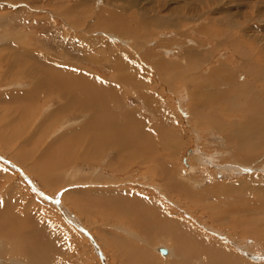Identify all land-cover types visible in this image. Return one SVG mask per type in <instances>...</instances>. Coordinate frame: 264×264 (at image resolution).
Returning <instances> with one entry per match:
<instances>
[{"label": "rangeland", "instance_id": "1", "mask_svg": "<svg viewBox=\"0 0 264 264\" xmlns=\"http://www.w3.org/2000/svg\"><path fill=\"white\" fill-rule=\"evenodd\" d=\"M228 18L230 19L229 23L232 22L235 25L230 23L227 28L232 29L233 35L237 36L238 42L245 45L242 50L237 46H233L232 49L237 53L242 51L240 54L244 53L243 55H262L263 58L258 59L260 63L255 60V63H258L257 65H261L264 62V28L261 27L264 25V0H0V105L9 104L11 103L9 102L10 99H14L13 116L7 113L5 114L6 117L2 112L0 113V128L5 130L10 127V131H12L10 133L7 128L8 132L5 134L0 129V157L4 159L3 161L8 159V162H13L14 164L18 161L17 165L20 167H14L15 169L12 170L5 162L0 160V180L2 179L0 181V199L5 198L10 193L13 200L15 199L14 205H12V202L11 205L14 207V211L16 210L15 213H4V215H2L0 210V220H6V218L12 216L15 217V214L18 215L17 222L14 221V245L27 247L28 249L36 250V252L49 247L51 242L46 244L40 238V234L48 232L46 229L47 225L44 222L54 221L53 224H57V220L61 216L65 220L66 227H68L66 228L68 230L65 232L66 237L64 240L66 247L64 246L63 250L55 251L52 245L50 247V251L53 249L49 256L51 257L50 260L53 263L56 260L62 264H100L99 254L96 251L98 246H95L92 237L95 238L98 235V238L103 240L107 235L106 239H112L114 234L111 231L115 233L116 231L113 229L118 230L119 224H124V221H118L116 223L117 226L115 222H111V218L108 217L110 214L113 220V217L118 213H125L126 215L129 211H137L141 214L146 213V218L149 219L151 217L150 219H152L147 198L158 201L163 208H166L169 215L172 214L173 217H177L181 221H189L191 216L187 214L193 213L198 222L200 221L201 224L205 223L204 226L214 225L218 228L209 219L208 211L206 213V211L201 210L202 208L199 209L197 206L191 205V203L186 204V196L183 197L181 189L176 191L174 186H178L180 182L184 185L183 187H186L185 189L191 190L193 188L191 191L194 190L199 194L209 186L226 184L225 195L230 198H239L240 189H245L248 195L252 193L250 196L257 197L253 191L247 192V188L250 187V181H246V178L252 176V171L230 175L220 174L222 176L217 175V177L212 178L210 174L214 172L211 167H207L198 169L195 174V177L201 181L200 183L194 184L187 177V173L189 178L191 177L188 172L190 170L189 166L193 167L195 163L201 164L203 162V160L202 162L195 160L193 157L196 155L193 154L194 151L206 156L217 155L215 164L217 163L218 168L224 166V163H234L235 159L244 157L247 153V147L241 145L238 148L233 147L234 151L230 149L226 144V140L222 138L217 130L213 129L211 124L217 125L221 121L228 123L227 126L231 123L232 125L242 123L244 118H246L248 108L246 110L240 106H232L222 100H219L220 103L215 101L212 105H208L209 107L202 108V102L205 97L207 98L206 92L208 90L207 87L201 89L204 87L202 86L203 81H205V84L212 80L215 81V79L210 80L209 76H212L211 73L218 71L221 65L227 66V70H223L225 75L222 73L213 74L214 77L221 79L217 84H221L224 88V81L229 78L232 79V77L235 81L239 76L240 67H243L241 61L234 60L228 48H217L218 44L213 43V41L218 40V38L207 39V36H210L208 30H211L210 28L215 21H220V19L225 21ZM215 29H218V26ZM102 33L106 36H103ZM188 51L194 52L193 58L199 56L197 68H199L200 73L197 75L190 74V69H192L194 62L193 59H189L188 64H185L187 62L186 59H188ZM135 62L139 63V68H135ZM167 62H172L171 65H174V68L167 70L163 67V64H168ZM158 65L162 66L159 67ZM148 66L158 70H153L150 74L145 70L146 67L149 68ZM142 70L146 72V76H142V73L144 74ZM253 71L256 72V70ZM251 76L250 73L245 72L239 80L241 83L247 84V86H252L251 89L259 93L260 99L264 100V79L259 80L260 75L257 77ZM34 84L36 88L35 94L29 91ZM56 84L64 92L66 103H68L67 107L73 106V103H77L83 97L95 98L102 91L107 90L108 86H112L111 89L115 88L113 90L114 94L120 96L117 106L118 111L124 113L129 111L136 112L138 116L133 122L138 124L139 127L142 125L143 129L148 132H144L142 137L133 141L132 144L127 145L123 142L119 144L120 148L117 146L118 149H115V147L109 148L107 153H102L99 149L96 151L93 139V142L89 140L82 143L76 132L68 133L67 138L57 143V146L59 145L61 153L63 152L62 154L71 155L72 159L69 165L64 166L63 171L60 172L62 175L60 176V181L55 187L50 189L46 188L39 178L40 175L47 171L46 168L48 167L43 164V161L40 162L39 155L44 152L45 145H48L47 140L44 138L47 139L51 130L52 133L57 131L53 127L57 124L54 122L58 118V113H56L55 109L58 101L56 100L55 102L51 99L49 105L53 106L50 108L44 107L41 102L44 100L42 86L44 85V88L50 87L52 93V90L57 86ZM193 86H195L196 91ZM15 89L20 94H16ZM192 91L196 92L195 96L190 94ZM210 91H213L214 94L221 98L225 95L221 90H208V92ZM21 93H24L25 96L22 97ZM150 94L156 95L152 98H147ZM51 97L56 98V95L51 94ZM229 97L236 98L234 93L229 94L227 99ZM27 101L31 104V111L34 112L37 122L41 123L42 119L43 122L45 121L46 127L43 126L44 129L32 119L26 121L29 123L32 120V124L25 126H23L22 120L19 119L20 122L14 120L18 116L24 117L28 115L27 105L25 104ZM44 102L46 103V101ZM196 105L201 106V110L197 114L202 111L203 118L207 117L206 119H208L210 116L209 123L206 121V126L208 125V127L198 125L199 118L190 114V108ZM256 109H259V107ZM66 111L64 109L62 111L63 116L59 115V117H64ZM45 113L55 115L44 116ZM117 113L113 117L115 124L119 125L117 118L122 115L119 112ZM66 116L70 117L69 114ZM66 119L67 117L63 118L61 122ZM82 120V116L75 119L78 124H81L79 121ZM60 124L62 125V123ZM109 127L116 126L111 124ZM228 129L230 131L233 130L231 127ZM45 131L46 133H44ZM145 136L147 138H155L152 139L153 142H149L146 145ZM142 140L143 142L140 143ZM138 145L141 149L137 151ZM65 146H67L66 150L64 149ZM40 147L42 148L40 149ZM238 150L241 152H238ZM86 152L92 153L89 154V156L92 155L91 157L87 156L88 160L84 159ZM148 153L156 155L151 156L152 160L150 162H143ZM220 155H222L221 159L218 158ZM132 156L135 157L133 158ZM153 160L154 162L163 161V167L160 166V163H157L158 166L154 163L152 164ZM188 161L191 162L189 163ZM261 163L263 164L264 161H259L255 164L264 167ZM39 165L42 171L39 170ZM106 165H110V167ZM151 166L155 167L157 171L151 169ZM165 166L167 168H164ZM24 168L29 173L25 172ZM31 168H33L32 171ZM169 168H173V170H169ZM165 169H168L169 172ZM250 169L254 170L253 168ZM156 172H159V174ZM70 175H76L75 180L70 178ZM23 176L30 179V182H33V186ZM111 178L114 179V182ZM180 179L183 181H180ZM78 182H81L83 186L86 185L84 189L82 186L78 188L70 184ZM90 182H95V184L97 182L100 186L101 184L104 186L114 183L110 188L114 189V192L117 189L119 191L117 190V194L107 196L106 194H101L103 192L99 189L98 193L95 192L90 197L87 194V191L93 190L88 187ZM237 182H240L237 185H242V188L239 186H236L238 188H233L235 187L233 184ZM165 183L168 186H165ZM119 186L122 187L119 188ZM32 187L36 189L34 190ZM41 189H44V192ZM60 190L68 196L67 202L71 200L69 201L70 203H65V206L67 205L66 207H68L71 214H74L75 219L83 226L82 228H86L85 231L93 242L85 237L76 226L73 228L74 225L65 219V215L67 216L68 214H62L58 208H54L55 206L46 204L37 193L40 191L43 195L47 194V197H53ZM124 191L128 196L123 193ZM136 198L140 201H137ZM36 202L40 203V205H37ZM78 202H83L82 204L86 205L82 206L85 210L81 211L78 209ZM112 202L114 208L111 206ZM31 203L35 205L32 206ZM172 203L179 207L178 210H174L175 206ZM29 204L36 208V212L32 216L30 215L34 221L31 222L32 227L30 229L22 230L20 226L25 227V225L24 222H21L22 218L20 216H23V212L27 213L25 206ZM161 218L162 214H159V217L155 219V223L158 224L161 221V224H164V220ZM25 224L27 225V223ZM72 228L75 229L76 234L71 231ZM132 229L141 240L144 239L147 242L145 237L140 236L143 233H141L142 230L137 228V225H134ZM242 229L238 228V232L232 231V233L240 235ZM11 231L9 229V233L8 231L2 232L0 229V239L4 240L5 237H9L8 234H11ZM138 231L139 234L137 233ZM55 235L61 236L59 229H57ZM74 235L79 236L76 238ZM130 236L133 237L132 239L128 236L130 242L137 244V238L133 234ZM81 237H83V241ZM239 238L242 239L243 237L239 236ZM252 241L256 243L257 239H250V242ZM246 242L244 243L245 245ZM155 243H151V246L147 248L148 255H155L160 261L155 252V248L158 246L157 243H159L158 240ZM163 245L169 244L165 243L164 240ZM263 245L261 247L260 244L257 247L254 246L252 248L253 252L259 253V255L264 253ZM5 249L8 248L5 247ZM61 251L62 253H60ZM101 252L103 253V250ZM110 253L107 250L106 256L113 262ZM41 258H45V256ZM101 260L104 263L103 258ZM113 260H115V264L118 263V259L114 258Z\"/></svg>", "mask_w": 264, "mask_h": 264}, {"label": "bare ground", "instance_id": "2", "mask_svg": "<svg viewBox=\"0 0 264 264\" xmlns=\"http://www.w3.org/2000/svg\"><path fill=\"white\" fill-rule=\"evenodd\" d=\"M229 20L230 19L228 18V19H225V21H224V19H220L221 22L215 21V23L210 28L211 30H208V33H210V36H207V39L213 40V39L218 38V40L213 41V43L218 44L217 48H220V47L221 48L222 47L228 48L230 53L232 54L234 60L235 61L239 60V62L241 61L243 67H240V71L238 72L239 76L237 75L238 78L235 79V81H234L233 77H232L233 80L229 78V79H227V81L226 80L224 81V79H223L224 88L222 87L221 84H217V82L221 81V79L218 77H214L213 74L222 73L225 75L223 70H227V66L224 67L223 65H221L218 71H213L211 73V75L213 77L209 76V78H211L210 80L215 79V81L214 80L209 81L207 84H205V81H203L202 86H204V87H202L201 89L207 87L208 90H218V91L221 90V92H223L225 95L223 96V98H221L218 95L214 94L213 91L208 92V90H207V92H206L207 98L205 97L203 99L204 101L202 102V108L203 107H209L215 101H218L220 103L219 100L225 101L226 103H229L232 106L243 107L246 110L248 108V113L246 114V118H244V122H242V123H236L233 125L231 123V124H229V126H227L228 123H226V122L223 123L221 121L217 125L211 124L213 129H215V131L217 130L218 133L222 136V138H224L226 140V144L230 147V149H233V147L238 148V146L241 145V146L247 147V153L245 154L244 157H240L238 159H235L237 162L235 161L234 163H224V166H220L218 168V166L216 165L217 163L215 164V162L217 160L216 159L217 155L214 154V156H206L205 154L194 151L193 154H196L195 156H193L195 158V160L198 162H202V160H203V162L201 164L195 163V165L193 167L189 166L190 170H188V172H189V175L191 177L189 178L188 173H187V177L194 184L200 183L201 181H199L198 178L195 177V174L198 172V169H203V168H207V167H211V170H213V172H214V173L210 174L211 175L210 177H212V178L217 177V175L222 176L220 174L230 175V174H237L239 172L241 173V172L252 171L255 174L252 173L251 177L246 178V181H250V187L247 188V192L253 191L257 195V197L250 196L252 193H250V195H248V193L245 192V189H240L239 198H237V199H234V197L230 198L229 196L225 195L226 194V192H225L226 191V189H225L226 184H224V185L217 184V185H214L211 187L209 186L210 188L208 187L207 189H204L199 194V193L195 192L194 190L191 191L193 189L192 187H191L192 188L191 190L185 189L186 187H183L184 185L180 182V184L178 183V186H176V185H174V186L176 187V191L181 189V191L183 193V197L186 196V198H187L186 204L191 203V205L197 206L199 209L202 208L201 210L206 211V213L208 211L209 212V219L214 224H216L218 228H216L214 225L213 226L215 228L211 225L204 226L205 223L201 224L200 221L198 222L197 219L195 218V216L193 215V213L192 214L185 213L191 217H189V221H186V220L181 221L179 218L173 217L172 214L169 215L168 212L166 211V208H163L162 204H160L158 201L156 202V201H153L152 198H150V199L147 198L149 201L148 208H149V212L151 211L150 213L152 215V219H150L151 217L149 219H147L146 215H145L146 213L141 214V213L137 212L136 210H135L136 212L129 211L128 214H126V215H125V213H122V214L118 213L113 217V220H112V215L110 214L111 216L109 215L108 217L111 218V222H115V224H116L118 221H124V224L122 225L120 223L119 226L116 224L118 226V230L113 229L116 231L115 233H113V231H111L112 234H114L112 239H106V237H107V235H106V237H104L103 240H101L98 238V235H96L95 238L92 237L94 239V242H93L91 237L85 231L86 228L85 227H84L85 229L82 228L83 226H81V224L78 222V220L75 219L74 214H71L70 210H68V207H66L67 205L65 206V203L67 204V203H70L69 201H71V200H69L68 202L66 201L68 199V196L65 195V193L63 194V192L60 190L53 197L52 196L47 197L46 196L47 194L43 195L40 191H38L37 193L40 195L41 199L46 202V204H49V205L51 204L53 207L55 206L54 208H56V209L58 208L62 212V214L63 213L68 214L67 216L65 215V219L69 223L74 225V227L73 226L72 227L75 228V226H76L85 237H87L89 240H91L95 244V246H98V247H96V251L99 254V259L101 261L100 264H115L114 263L115 260H113L114 258L118 259V261H117L118 263H116V264H264V253L259 255V253H255L252 250V248H254V246L257 247V245L259 246V244H260V247H261L264 244V167L259 166L258 164H255L256 162H259V161L263 162L264 161V100L260 99L259 93H256L254 89L253 90L251 89L252 86L251 87L247 86V84L241 83L239 80L240 78H242V74L245 72L250 73L252 76H254L256 74L254 77H257L258 75H260L259 80L264 79V62H262L261 65L260 64L257 65L258 63H260L258 59L263 58L262 55H259V54L243 55L244 53L240 54L242 51H239L237 53L234 49H232L233 46H237L242 50V47H244L245 45H242L240 42H238L237 36L233 35L232 29L227 28V26L230 23H232V22L229 23ZM226 22H228V23H226ZM232 24L235 25L234 23H232ZM250 24H253V23H250ZM216 26H218V29H215ZM219 26H221L223 28H221ZM224 26H225V29H224ZM261 27L264 28V25H262ZM102 35L106 36L103 33H102ZM98 37H100V36H98ZM120 50H118V51H120ZM193 53H192V51H188L187 52L188 59H186L187 62H185V60H184V62L187 65L189 59H193L194 62H193L192 67H191L192 69H190V74L197 75L200 73L199 68H197V62H198L199 56L195 55L196 57L193 58ZM238 54H240V55L236 56ZM248 54H250V53H248ZM256 56H257V58H256ZM127 60H128V58H127ZM255 60H258V63H255ZM140 62H143V61H140ZM143 63H145V62H143ZM167 63H168L167 65L163 64V67H165L167 70L170 68L171 69L174 68L173 67L174 65L173 66L171 65L172 62L171 63L167 62ZM72 65H73V63H72ZM146 66H147V64H146ZM158 66L161 67L162 65H158ZM135 68H139L138 62H135ZM230 68H229V71H230ZM200 69H201V67H200ZM145 70H147V72L151 74V72L153 70L157 71L158 69L146 67ZM253 70H256V72H254ZM142 71L144 72V74L142 73V76H144V75L146 76V72L144 70H142ZM165 75H167V74H165ZM56 85L57 86L52 90L53 91L52 93L50 91V87L44 88L43 87L44 85L43 86L41 85L43 88V91H44L43 92L44 100L41 103H43L44 107L50 108L53 106V105H49L51 99L55 102H56V100L58 101V104L55 108L56 113H58V118H56L57 122L56 121L54 122L57 124H55L53 127L57 131L52 133V130L49 129V130H51L50 135L49 136L47 135L48 136L47 139L44 138L45 140H47L48 145H45V147L43 146L44 152L39 155L40 156V162L43 161L44 162L43 164H46V166H48L46 168L48 172L46 171L45 173L40 175L39 178L42 180V182L44 183L46 188L48 187L50 189L55 187V185L60 181V176H62L60 174V172L63 171L64 166L69 165V163L71 162V159H72L71 155L66 156L65 154H62L63 152L61 153V149H59V145L57 146V143H59L60 141L67 138L66 136L68 135V133L71 134L73 132L74 133L76 132L77 135L79 136V138H81L82 143L85 141H89V140H91L90 142L94 141L96 151L99 149L102 153H104V152L107 153L109 148L115 147V149H118L117 146H119V148H120L121 146L119 144H121L123 142H125V144H127V145L132 144L133 141H135L136 139H140L142 137V135L144 134V132H148L146 129L145 130L143 129L142 125H140V127H141L140 128L138 124L133 122L135 120L136 116H138L136 114V112L129 111L128 113H124L122 111H118L117 106L119 104L120 96L118 94H114L113 90L115 88L111 89L112 86H110V87L108 86L107 90L102 91V93L99 94L98 96H96L95 98H87L85 96L86 98H84V97L80 98L77 103H73V106L67 107L68 103H66V98H65L64 92L62 91V89L59 87L58 84H56ZM13 86H14V84H13ZM195 86H197V85H195ZM195 86H193L194 90H195ZM62 88H63V86H62ZM198 88H199V86H198ZM141 89L143 90V88H141ZM141 89H140V91H141ZM35 90H36V88H35V84H34V85H32V87L30 88L29 91L33 92L35 94ZM16 92H17V90H16ZM232 93L235 94L236 98L229 97L227 99L228 95L229 94L231 95ZM51 94H55L56 98L51 97ZM190 94L192 96H195L196 92L192 91ZM155 95L156 94H150L149 96H147V98H152ZM44 101H46V103ZM46 104H48V105L46 106ZM155 105H156V103H155ZM258 107H259V109H256ZM64 109L67 110L66 114L64 113V117H59V115L63 116L62 111ZM200 110H201V106L196 105V106L190 108V112H191L190 114L199 118V122H197L198 125L206 126V121L209 123L208 120L210 119V116L208 119H206L207 117L203 118L202 117L203 116L202 111L200 112V114H197ZM37 111H35V112H37ZM117 112H119V114L122 115L121 117L117 118L119 125L115 124V120L113 117L115 114H118ZM31 113H33V115H31L29 117V119H32L33 121L35 120V123H38L36 118H35L34 112L31 111ZM67 114H69L70 117L66 116ZM47 115L52 116L55 114L49 115L48 113L47 114L45 113L44 116H47ZM244 115H245V113H244ZM32 116H33V118H32ZM80 116H82L83 120L79 121V123H81V124H78L77 121H75V119H77L78 117L80 118ZM66 117H67V119L65 121L61 122L62 119L66 118ZM68 118H72V119H68ZM32 120H30L31 122H29V123H27L26 121H28V120H26L25 123L27 125L32 124ZM72 121H74V122L71 123ZM169 121H171V120H169ZM169 121H167V122L169 123ZM60 123H62V125ZM38 124H40L42 127L45 126L43 123V119H42V122L38 123ZM111 124H114V126H116V127H109ZM140 124H142V122H140ZM59 126H61V127L59 128ZM203 126H201V127H203ZM206 127H208V125ZM229 127H231V129H233V130L230 131L228 129ZM7 128H9V127H7ZM7 128L5 130L4 129L2 130L0 128L1 132L6 134L8 132ZM43 129H44V127H43ZM32 134H33V132H32ZM144 138H145L144 140L146 141V145H147L149 142H153L152 139H154L155 137L147 138L145 136ZM92 139H93V141H92ZM142 142H143V140L140 143H142ZM33 146H35V145H33ZM41 148L42 147H40V149ZM66 148H67V146L64 147L65 150H66ZM80 149H81V147H80ZM136 149L138 151L141 148L138 145V148H136ZM9 150H11V149H9ZM133 150H134V147H133ZM167 150H169V148H167ZM39 151H42V150H39ZM233 151H234V149H233ZM238 152H241V151L238 150ZM57 153H59V154H57ZM60 153H61V155H60ZM18 154H20V153H18ZM89 154H92V153L86 152L84 154V159L88 160L89 158H87V156H89ZM151 154H153V153L146 154V159H145L146 161L144 160L143 162H146V163L150 162L152 160L151 156L156 155V154H153V155H151ZM222 155H220L218 158L221 159ZM76 156H78V155H76ZM91 156H89V157H91ZM75 157H73V158H75ZM132 157L134 158L135 156H132ZM28 158H25V159H28ZM158 159H160V158H158ZM0 160L2 162H5V164L7 166H9V168L12 170L15 169L14 167H17V168L19 167L17 165L18 161L16 162V164H14L13 162H8L9 161L8 159H7V161H3L4 159L2 157H0ZM194 161H192V162H194ZM93 162H95V161H93ZM153 163L156 166H158V164L160 163V166L163 167V161H161V160H158L157 162H154V160H153L152 164ZM96 164H97V162H96ZM19 165L22 166L21 163H19ZM110 165H108V166L106 165V166L110 167ZM261 165L264 166V163L263 164L261 163ZM187 166H188V164H187ZM257 166H259V167H257ZM151 167H152L151 169H153L154 171H157L155 169V167H153V166H151ZM164 168H167V166H165ZM250 168H253L254 170H251ZM28 169H30V168H28ZM32 169L33 168H31V171H32ZM170 169L173 170V168H169V170ZM220 169H221V171H223L222 173H221V171H219ZM39 170L42 171V169H40V165H39ZM160 170H161V167H160ZM165 170H167V172H169L168 169H165ZM206 170H208V169H206ZM25 172L29 173L28 170H26V169H25ZM9 174L11 175V173H9ZM157 174H159V172ZM160 174H162V173L160 172ZM165 175H166V173H165ZM3 176H5V175H3ZM35 176H36V174H35ZM99 176H98V178H99ZM69 177L75 180L76 175H70ZM26 178H25V180L31 186H33V182H30V179H28V178L26 179ZM61 178H63V177H61ZM19 179H21V178H19ZM82 179H80V180H82ZM111 179L114 182V179L113 178H111ZM3 180H5V179H3ZM123 180H125V179H123ZM123 180H121V181H123ZM180 181H183V180L180 179ZM104 182H105V180H104ZM78 183H70V184L73 187H78V188H80L82 186L83 189H84V186H86V185L83 186L81 182H78ZM98 183H99V181H98ZM203 184H205V183L203 182ZM237 184H240V182L233 184L235 186V187H233L234 189L238 188L236 186H239L240 188H242V185H237ZM112 185H114V183L106 184L104 186H102V184H101V186H100L99 184H97V182H96V184H95V182H93V183L90 182V183H88V187L91 188V190L92 189L93 190L90 191L88 189L89 191H87V194H88V196L91 197V195L94 194L95 192L98 193L99 189L101 190V192H103L101 194H104V195L106 194L107 196L111 195V194H115V193L117 194L118 189L115 188L117 190H116V192H114L113 191L114 189L112 190L110 188V187H112ZM165 186H168V185L165 183ZM180 186H181V188H180ZM64 187H66V186H64ZM99 187H102V188H99ZM121 187L119 186V188H121ZM32 188L34 190L36 189L35 187H32ZM122 190H124V189L122 188ZM175 192H174V194H175ZM123 193L126 194L125 191ZM120 194H122V193H120ZM158 194H159V190H158ZM180 195H181V193H180ZM25 196H26V194H25ZM174 197H175V195H174ZM41 199H40V201H41ZM169 199H170V196H169ZM0 200H1L0 201V210H1L2 215H4V213L11 214V213L16 212V210L14 211V207H12V205H14L15 199L13 200L12 195H10V193H8L5 196V198H1ZM4 200H7V201H4ZM138 200L139 199H137V201ZM202 201L204 204L202 203ZM11 202L13 203L12 205H11ZM82 203L78 202V205H79L78 209L81 211H83V209H84L82 206H86V205H83ZM38 204L40 205V203H37V205ZM111 204H112L111 206L114 208L113 202ZM172 204L175 206L174 210L175 209L178 210L179 207H177V205H175L174 203H172ZM31 205L33 206L35 204L31 203ZM31 205L29 204V205L25 206V208H26L25 210H27V213L23 212V216H20V218H22L21 222L22 223L24 222V225H25V227L24 226L21 227L18 224L20 226V228H22V230L30 229V227H32L31 222L34 221V219L31 216L33 213L36 212V208L32 207ZM112 207H111V210H112ZM116 208H117V206H116ZM56 211H58V210H56ZM122 211H123V208H122ZM144 211H145V209H144ZM86 213H88V212H86ZM89 213H90V211H89ZM94 213H95V211H94ZM56 214H57V212H56ZM159 214H162L164 224H161L162 223L161 221H159L160 223H158V224L155 223V219H156V217L157 218L159 217ZM17 216L18 215L15 214V217L12 216V217L6 218V220H0V229L2 230V232L8 231V233H9V229L12 230L11 234H8L9 237H5L4 240L0 239V264H52L53 261L50 260L51 257H49V256H50V253H52L53 249L50 251V247L53 245L55 248V251H56V250H63V247L65 246V242H64L65 237H66L65 232L68 230V229L66 230V228H68V227H66L67 225L64 222L65 220L61 216H59V218L62 221L60 219H58L57 224H53L54 221L53 222H51V221L44 222L47 225L46 229L48 230V232H47L48 234L42 233V234H40V238L42 240H44L43 241L44 243L50 244V242H51V244L49 247L43 248L44 250L36 252V250H31V249H28L27 247L14 245L15 244V242H14V221L17 220V218H18ZM194 219H196V220H194ZM25 223H27V225ZM153 223H155V224H153ZM134 225H137V228L142 230L141 233H143V234H140V236L145 237L148 244L146 241H144V239L141 240L140 237H138L135 234L136 232L134 233V231L132 229V227ZM161 225H163V226H161ZM43 228H45V227H43ZM69 228H70V225H69ZM73 228L71 231L73 233H75V229H73ZM108 228H110V227H108ZM141 228H143V229H141ZM238 228L239 229L243 228L242 231L240 232V235H236V234L232 233V231L238 232ZM57 229H59L60 235L62 237L55 235V232L57 231ZM230 232H231V234H230ZM96 233H98V232H96ZM99 233H101V232L99 231ZM137 233L139 234V231ZM38 234H39V232H38ZM131 234H133L137 238V240L135 238V240L137 241V244H132L130 242V238L133 239V237L130 236ZM75 236L76 235H74V237ZM77 236H79V235H77ZM77 236H76V238H77ZM128 236L130 238H128ZM239 236H241L243 238L240 239ZM83 237H81V239ZM249 238L250 239L256 238L257 244L254 241L250 242ZM157 240L159 243H157L158 246L155 248V252L158 255L160 261L155 257V255H152V254L148 255V249H147L149 246H151V243L154 244ZM164 240H165V243H168L170 246L169 245H166V246L163 245ZM82 241H83V239H82ZM246 241H248V242H246ZM245 242H246V245L244 244ZM144 243L147 245H145ZM88 244H89V242H88ZM5 247H7L8 249H5ZM72 247H73V245H72ZM161 248H164L168 251L167 255H162L160 253ZM24 249H27V250H24ZM101 250H103V253L101 252ZM107 250H109L111 252L110 253L111 257L112 258L114 257L113 259L111 258V260L113 262H111L109 260L108 256H106ZM257 250H258V248H257ZM260 250H261V248H260ZM60 253H62V251ZM42 256H45V258H41ZM101 258H103L104 263L102 262ZM156 262H158V263H156ZM255 262H257V263H255ZM53 264H62V263L55 260V263H53Z\"/></svg>", "mask_w": 264, "mask_h": 264}, {"label": "crops", "instance_id": "3", "mask_svg": "<svg viewBox=\"0 0 264 264\" xmlns=\"http://www.w3.org/2000/svg\"><path fill=\"white\" fill-rule=\"evenodd\" d=\"M15 93H16V94H20L19 91L15 92ZM21 96L23 97V96H25V94H24V93H21ZM28 101H29V100H28ZM28 101H27V103H25V104L27 105V112H28V115H26V116H24V117L18 116V117H16V118L14 119L15 121H19V119L22 120L21 122L24 123L23 126L27 125V124L25 123V121L28 120L29 117L33 114V113H31V104H30V102H28ZM9 102H11V103H9V104H5V105H3V106L0 105V106H1V107H0V113L2 112L3 115L9 113L10 116H11V115L13 116L12 113H13V110H14V99H10ZM32 118H33V116H32ZM19 122H20V121H19ZM43 123H44V125H45V127H46V123H45V121H44ZM8 130L10 131L11 128L9 127ZM10 133H12V131H10ZM44 133H46V131H45Z\"/></svg>", "mask_w": 264, "mask_h": 264}, {"label": "water", "instance_id": "4", "mask_svg": "<svg viewBox=\"0 0 264 264\" xmlns=\"http://www.w3.org/2000/svg\"><path fill=\"white\" fill-rule=\"evenodd\" d=\"M160 253H161L162 255H167L168 251H167L166 249H164V248H161V249H160Z\"/></svg>", "mask_w": 264, "mask_h": 264}]
</instances>
